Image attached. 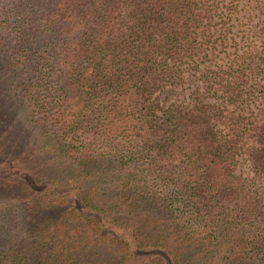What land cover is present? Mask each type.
Listing matches in <instances>:
<instances>
[{"label":"trees","instance_id":"1","mask_svg":"<svg viewBox=\"0 0 264 264\" xmlns=\"http://www.w3.org/2000/svg\"><path fill=\"white\" fill-rule=\"evenodd\" d=\"M13 2L57 157L23 154L0 264H264V0Z\"/></svg>","mask_w":264,"mask_h":264},{"label":"rangeland","instance_id":"2","mask_svg":"<svg viewBox=\"0 0 264 264\" xmlns=\"http://www.w3.org/2000/svg\"><path fill=\"white\" fill-rule=\"evenodd\" d=\"M13 3V0H3L0 5V15L7 13L9 16L2 17L0 21V102L9 108L7 113L12 114L11 119L6 116L5 118L0 117V184L8 185L0 186V242L5 240L16 244L18 240L21 241L20 238L24 234L20 226L21 192L26 191L27 188L21 187V175L31 167L22 162L23 154L31 151L46 165H49L48 163L52 162L57 155L49 140L54 137L53 127L50 132L49 130L47 133L42 132L41 128H46V126L43 127V124L38 121L39 110L37 106L31 105L29 99H26L27 89L25 90L22 84L27 86V83L33 80L32 70L29 67L32 59L21 47V35L26 31V26L21 24V13L12 16L11 13L14 11L10 10V7ZM262 19L264 16H260V21ZM25 63L28 64L27 70ZM2 107L1 105L0 115H2ZM47 128L50 129V127ZM21 136L24 137L21 139ZM36 141L40 146H36ZM98 184L102 188L99 198H107L108 194H104L105 191L111 190V185L105 181ZM43 187L51 188L46 191L48 193L52 190V185H47L42 181L35 191ZM65 190L66 188L60 187L55 191L65 195ZM95 213H97L95 218L99 220L102 227L113 229L124 240L133 239L127 229L116 224L113 213L103 210ZM130 245L133 249H137L133 250L136 255H144L145 252L148 257L169 258L168 253L161 248L138 247L142 248L138 249L133 241Z\"/></svg>","mask_w":264,"mask_h":264}]
</instances>
